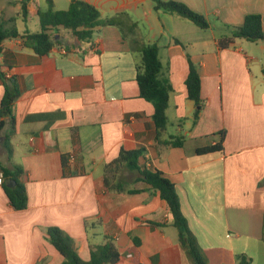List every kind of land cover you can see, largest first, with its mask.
Here are the masks:
<instances>
[{"label": "crops", "instance_id": "0c3cea01", "mask_svg": "<svg viewBox=\"0 0 264 264\" xmlns=\"http://www.w3.org/2000/svg\"><path fill=\"white\" fill-rule=\"evenodd\" d=\"M82 1L103 19L119 17L120 25L97 27L90 41L61 28L45 56L20 37L2 43L0 66L17 79L21 95L12 155L2 135L0 161L23 167L28 207L15 209L0 185V264H62L49 227L68 233L85 261L109 237L121 254L116 264H192L166 202L136 183L137 173L123 170L120 180L138 193L106 188L104 166L122 148L146 149L142 162L175 184L208 264H238L241 255L264 264V40L238 39L227 49L217 41L223 24L239 27L248 15H260L264 29V0H175L204 15L209 29L157 11L153 0ZM53 2L65 11L71 0ZM47 7V0H0V28L38 32V11ZM149 45L159 47L162 77L172 86L168 127L159 139L154 106L141 98L137 82L140 49ZM188 55L202 81L197 121L186 85ZM4 93L0 78V104ZM221 132L223 151L198 154L218 144ZM179 139L181 146L167 144Z\"/></svg>", "mask_w": 264, "mask_h": 264}, {"label": "trees", "instance_id": "16d2710c", "mask_svg": "<svg viewBox=\"0 0 264 264\" xmlns=\"http://www.w3.org/2000/svg\"><path fill=\"white\" fill-rule=\"evenodd\" d=\"M157 11L175 13L191 20L202 29L211 28L207 18L192 10L185 3L175 0H153ZM46 10H39L38 17L41 30L38 32L7 30L0 28V54L2 53V43L7 38L23 39L27 47L34 49L39 56L48 55L59 43L58 31L61 28L70 30L74 36L81 41H90L94 37V31L99 26H119V17L103 19L100 11L90 3L82 0H71L68 10L57 11L54 8L53 0H47ZM23 15H28L27 1L23 2ZM223 33L217 35L218 46L221 49L230 48L238 39H246L251 42L264 40V29L262 17L258 14L248 15L243 25L232 27L222 25ZM178 42V41H177ZM142 63L137 68V82L140 89L141 98L152 103L154 106L153 120L157 130V138L161 136L168 127L167 109L169 106L172 86L170 82L162 77L163 65L160 60V50L157 45L143 46L140 49ZM190 70L186 80L188 96L196 104L194 121L200 117L204 107L202 101V81L198 66L195 65L188 55ZM264 73V69H263ZM0 78L5 86V93L0 104V137H5V148L9 157L12 155L11 139L16 132L14 104L21 95L15 77H7L0 66ZM7 131L5 132V130ZM225 132H221V141L209 147L198 149V154H209L224 150ZM182 140L167 142L173 146H181ZM146 149H125L122 148L119 156L111 163L104 166L105 186L109 191L119 193L135 194L139 189H127L124 182L120 180L123 170H129L138 174L137 182H144L150 188L159 193L166 202L167 208L172 217V225L179 231V242L186 252L192 264H208L206 255L200 247L194 233L190 229L188 220L182 210L181 200L176 190L175 184L158 169H149L145 161ZM65 158V157H64ZM66 167V159L63 160ZM0 170L3 172L5 182L4 190L12 204L17 210H24L28 207V195L25 184L21 181L24 174L22 166L16 165L12 168L4 165L0 161ZM10 181H15L14 187H8ZM158 226H162L156 224ZM50 243L64 257L62 264H116L120 261L121 254L113 239L107 238L106 242L91 247V258L83 260L77 250L74 239L59 227H49L46 230ZM264 234V233H263ZM264 237V235H263ZM238 264H250V259L246 255L238 257Z\"/></svg>", "mask_w": 264, "mask_h": 264}, {"label": "rangeland", "instance_id": "374dc122", "mask_svg": "<svg viewBox=\"0 0 264 264\" xmlns=\"http://www.w3.org/2000/svg\"><path fill=\"white\" fill-rule=\"evenodd\" d=\"M18 25H19L21 28L24 27V23H23V22H19ZM33 25H34V23H32V22H31V23L29 22V23L27 24V26H28L29 28H31V26H33ZM126 179L129 180V181L132 180L131 177H126ZM127 180H126V181H127ZM125 185H126V187H128L127 183H125Z\"/></svg>", "mask_w": 264, "mask_h": 264}, {"label": "built area", "instance_id": "2783aa9c", "mask_svg": "<svg viewBox=\"0 0 264 264\" xmlns=\"http://www.w3.org/2000/svg\"><path fill=\"white\" fill-rule=\"evenodd\" d=\"M4 182H5V177L3 172L0 170V185H3Z\"/></svg>", "mask_w": 264, "mask_h": 264}, {"label": "water", "instance_id": "95a60500", "mask_svg": "<svg viewBox=\"0 0 264 264\" xmlns=\"http://www.w3.org/2000/svg\"><path fill=\"white\" fill-rule=\"evenodd\" d=\"M15 184H16L15 181H10V182L7 184V186H8V187H14Z\"/></svg>", "mask_w": 264, "mask_h": 264}]
</instances>
